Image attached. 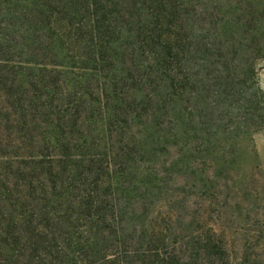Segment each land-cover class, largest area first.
Returning <instances> with one entry per match:
<instances>
[{
    "label": "trees",
    "instance_id": "obj_1",
    "mask_svg": "<svg viewBox=\"0 0 264 264\" xmlns=\"http://www.w3.org/2000/svg\"><path fill=\"white\" fill-rule=\"evenodd\" d=\"M248 1L0 0V264H264L218 201L264 132Z\"/></svg>",
    "mask_w": 264,
    "mask_h": 264
},
{
    "label": "rangeland",
    "instance_id": "obj_2",
    "mask_svg": "<svg viewBox=\"0 0 264 264\" xmlns=\"http://www.w3.org/2000/svg\"><path fill=\"white\" fill-rule=\"evenodd\" d=\"M252 2L255 4L253 9L264 8V0L248 1V3ZM259 14L262 13L259 12ZM257 69V82L264 93V60L257 61ZM240 163L241 175L238 173L237 179L241 190L236 194L230 186V189L224 191L218 198V201L225 204L224 212H226L220 227H224L227 231L229 241L232 242L236 251L241 250L248 237L254 238L258 230L261 229L264 232V132L254 134L246 143ZM194 177L196 176L191 175L189 171L181 173L177 188L182 189L185 184L190 185L186 190L187 202L192 206L191 210L200 213L203 208L208 209L209 202L206 200L205 190L194 183ZM192 185L194 187H191ZM244 192H246L247 201L236 204L233 197H239ZM210 211L215 215L218 212L215 207L210 208L208 212Z\"/></svg>",
    "mask_w": 264,
    "mask_h": 264
}]
</instances>
